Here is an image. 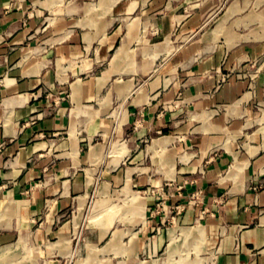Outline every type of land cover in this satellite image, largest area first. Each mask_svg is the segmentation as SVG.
<instances>
[{
    "label": "crops",
    "instance_id": "0c3cea01",
    "mask_svg": "<svg viewBox=\"0 0 264 264\" xmlns=\"http://www.w3.org/2000/svg\"><path fill=\"white\" fill-rule=\"evenodd\" d=\"M218 1L0 0V200L19 203L0 248L12 260L56 264L83 210L133 181L144 192L185 176L200 204L167 215V235L135 236L129 256L166 240L172 256L183 226L202 264H264V0H230L207 28ZM173 34L187 37L170 72L149 77ZM137 76L145 90L130 89ZM139 205L143 229L160 228L166 214Z\"/></svg>",
    "mask_w": 264,
    "mask_h": 264
},
{
    "label": "rangeland",
    "instance_id": "374dc122",
    "mask_svg": "<svg viewBox=\"0 0 264 264\" xmlns=\"http://www.w3.org/2000/svg\"><path fill=\"white\" fill-rule=\"evenodd\" d=\"M230 0H220L218 4V11L215 15L207 22L206 27H211L221 12L224 10L225 6ZM248 2L245 3L244 7ZM258 3V2H257ZM233 9V7L231 8ZM251 9V6H250ZM234 11V10H233ZM231 12V11H230ZM228 13L227 15H229ZM228 17L222 20L220 25L224 27V22ZM219 25V29L221 26ZM153 34L155 29L153 28ZM217 35V34H216ZM170 38L166 39L165 44L168 48L159 54L150 70L149 77L154 75L159 68V72H170V63H167V58L174 52L175 46L179 43H183L186 37L179 38L176 34L170 35ZM149 45V44H148ZM173 47H172V46ZM172 47V48H171ZM128 77V76H127ZM139 79H134L131 82L130 89L133 91L136 90H145L147 78L144 77L146 81H143L141 77L137 76ZM123 79H126V76H123ZM149 79V78H148ZM124 81V80H123ZM124 83V82H123ZM118 87L115 83L109 84V88L115 89ZM150 137L148 136L147 143L150 142ZM166 156V155H165ZM154 158L153 164L148 161V165L151 167L149 169V174L153 178L159 177L157 167H160L159 164L168 166L167 161L161 155L158 159ZM162 159V160H161ZM165 184L163 186L150 185L148 183L147 191L143 190L145 188H140L138 183L134 181L131 182L133 191L124 192L123 190H117L115 193L110 195V201L104 208L98 210L95 213L88 215V210H83L80 214V218L77 223L73 225L69 230V236L72 237L70 240V249H74L72 255L68 256H54L56 264H189L190 260L195 259L193 252H190L191 245L188 243L189 240H186L184 233L187 235L191 233V227H179L180 230L170 229L171 241L169 246L176 240V251L173 255H169L168 249L166 248L167 240L165 241L162 248L157 250L154 253L139 251L138 255L129 256L130 246L134 249V237L146 233L148 236L164 234L167 235V228L172 227L171 221L167 215L181 212L187 204H200V195L198 189H193L190 191H184V184L189 182L185 176L180 177L179 179H170L167 177L164 179ZM172 182V183H169ZM173 186H175L173 188ZM179 186V187H177ZM177 187V188H176ZM158 188V189H157ZM181 196V199L178 203H172L173 197L177 195ZM107 197V196H106ZM152 201L153 205L149 209L151 216H156L160 213H165L166 216L163 218V222L160 225V228H149V230L143 229V224L141 223V214L144 213V205H139L141 201ZM18 201L12 199V201H2L0 200V226L9 225L10 218L14 213V209L18 211ZM148 211V209H147ZM141 213V214H140ZM149 214V213H147ZM123 216V217H119ZM107 228L106 231L105 228ZM116 231V235L113 232ZM105 232V233H104ZM132 234V235H131ZM177 236V237H176ZM112 237H115L113 239ZM132 237V238H131ZM112 238V239H111ZM138 238V237H137ZM135 237V239H137ZM111 239V240H110ZM93 244H92V243ZM114 244H117L114 248ZM37 245V244H36ZM38 247V249H37ZM37 251H33V254H39V246H37ZM126 247L127 249H124ZM169 247V248H170ZM14 246L7 245L0 248V264H38L35 258L31 257H22L15 258L12 260V252ZM171 249V248H170ZM125 252L128 256H125ZM39 264H42V261L39 260ZM203 258H197L194 261H191L190 264H202ZM10 260V262H9ZM47 264H54L53 261L49 260Z\"/></svg>",
    "mask_w": 264,
    "mask_h": 264
}]
</instances>
